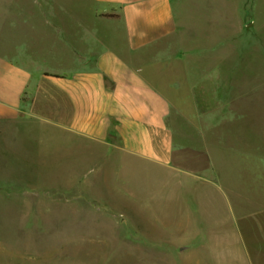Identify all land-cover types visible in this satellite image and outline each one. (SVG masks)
I'll use <instances>...</instances> for the list:
<instances>
[{
	"label": "crops",
	"instance_id": "obj_1",
	"mask_svg": "<svg viewBox=\"0 0 264 264\" xmlns=\"http://www.w3.org/2000/svg\"><path fill=\"white\" fill-rule=\"evenodd\" d=\"M212 1L37 0L42 18L28 31L39 34L20 36L0 22V178L11 172L14 187L36 179L62 192L5 196L28 209L2 211L0 221L21 220L27 232L0 244L1 258L264 264L256 261L264 243L240 237L242 219L220 166L208 150L188 145L177 120L194 86L193 73L179 66L180 50L189 51L182 44L204 37L200 30L206 36L199 22L228 11L227 0L218 9ZM21 4L4 0L0 9ZM226 20L220 14L214 22ZM39 56L64 66L41 69ZM54 172L66 174L55 182Z\"/></svg>",
	"mask_w": 264,
	"mask_h": 264
},
{
	"label": "rangeland",
	"instance_id": "obj_2",
	"mask_svg": "<svg viewBox=\"0 0 264 264\" xmlns=\"http://www.w3.org/2000/svg\"><path fill=\"white\" fill-rule=\"evenodd\" d=\"M3 1L0 0V4ZM17 1L20 3V0ZM21 1H25V4H21L22 6L14 12L0 9V22H5L10 27L15 26L20 36L39 34L40 32L28 31V22L42 18L37 0ZM212 4L215 9L220 6L218 0H213ZM227 5V12L215 11L219 16L212 18L213 22H199L198 28L204 26L206 36L200 30L198 34L204 37L199 36L200 38L196 37L191 43L182 44L188 45L185 46L186 51L189 50L187 53L179 48L182 55L180 59L182 63L179 66L193 73L194 86L190 92L191 105L178 108L180 112L177 120L186 136L190 135L188 145L204 151L208 150L211 153L212 164L220 166L226 192L234 201L236 215L242 219L244 231L240 237L243 238L244 235L245 243L262 244L264 243V0H227ZM220 14L227 15V22H214L220 18ZM195 17L197 16L193 14L190 18L197 21ZM61 22L67 21L63 17ZM195 23L192 22V25L194 26ZM190 36L193 38L194 33H190ZM185 55H187L186 60L183 59ZM38 58L36 64L41 69L59 70L64 66L62 61L55 58L41 59L40 56ZM181 157L193 159L197 156L181 155ZM65 174L66 172H54L52 175L57 177L55 182H58L59 177ZM207 174L208 172L201 173L202 176ZM24 175L28 176V173ZM9 176L11 172L5 178H0V213L6 210L28 209L27 204L6 201L5 196L8 195L20 194L33 197L62 195L60 191L45 189L44 182L36 179L22 188L14 187L10 185ZM256 198L259 204L256 203ZM257 205L259 206L258 225L253 224L254 208ZM3 222L0 221V244L17 242L16 238L20 237V230L23 229V233L27 232V228H22L20 225L21 220ZM22 254L14 260L0 257V264H26L32 259L26 252ZM256 261L263 262L264 257L257 258Z\"/></svg>",
	"mask_w": 264,
	"mask_h": 264
}]
</instances>
